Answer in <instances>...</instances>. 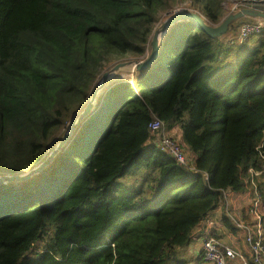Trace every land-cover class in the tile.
Returning <instances> with one entry per match:
<instances>
[{
    "label": "trees",
    "instance_id": "16d2710c",
    "mask_svg": "<svg viewBox=\"0 0 264 264\" xmlns=\"http://www.w3.org/2000/svg\"><path fill=\"white\" fill-rule=\"evenodd\" d=\"M175 1L0 0V175L42 163L100 75L148 57ZM185 1L207 23L223 21V0ZM223 37L172 25L154 63L107 85L53 162L0 183V264H177L226 193L246 192L263 163L264 30L244 43ZM154 117L180 128L172 137L192 166L152 144ZM244 217L256 230L257 218ZM222 221L239 228L229 214Z\"/></svg>",
    "mask_w": 264,
    "mask_h": 264
},
{
    "label": "built area",
    "instance_id": "2783aa9c",
    "mask_svg": "<svg viewBox=\"0 0 264 264\" xmlns=\"http://www.w3.org/2000/svg\"><path fill=\"white\" fill-rule=\"evenodd\" d=\"M244 8L253 9L257 11L264 12V0H238L233 4V13H237ZM240 23L237 28V32L234 35H230L226 40L230 42H246L251 36L258 35L264 30V20L263 19H251L246 18ZM166 123L161 119L154 117L153 121L149 125V131L153 138L157 139V149L162 153H165L175 159L179 164L188 166L193 165V159L189 160L187 154L184 152L181 145L175 141L166 132ZM264 148L261 145L259 149ZM261 158L263 163L261 168L249 170V182L255 186V179L257 177H264V152L261 151ZM262 202L261 195L255 189V199L253 201V212L258 220L257 229L246 225L244 222H240L242 228L245 230L246 236L245 241L249 247L251 257L254 264H264V234L262 227V219L258 214V209ZM221 244L219 241L209 234L203 240L202 244V257L204 261L211 264H232L233 260L240 258L243 264H251L242 254L235 251L232 248L221 249ZM224 247V246H223Z\"/></svg>",
    "mask_w": 264,
    "mask_h": 264
},
{
    "label": "water",
    "instance_id": "95a60500",
    "mask_svg": "<svg viewBox=\"0 0 264 264\" xmlns=\"http://www.w3.org/2000/svg\"><path fill=\"white\" fill-rule=\"evenodd\" d=\"M245 18L264 20V12L244 8L237 13H232L226 16L225 19L218 25L207 23L206 19L202 15L196 12L178 11L176 13H173L168 19H166L161 24V26L158 29L154 31L150 44L151 51L146 59L136 62H132V61L120 62L113 67L112 72H116L122 68L132 65H134L137 70H142L152 65L159 55L160 43L163 35L172 25L178 22H187V21L191 22L195 26L200 28L202 31H204L209 37L220 38L225 36L230 31L232 24ZM108 77H109L108 72L103 75V83L100 84L99 87L93 91L88 103L79 113L78 117L72 122L68 132L64 134L60 142L57 144L56 149L42 163H40L32 170L25 173L0 175V183L8 184V183L28 181L32 176L42 172L51 162H53L55 156L70 140L72 135L75 133L76 129L87 117L91 115V113L95 109L98 98L100 96L99 91L103 89L104 85L108 80Z\"/></svg>",
    "mask_w": 264,
    "mask_h": 264
},
{
    "label": "crops",
    "instance_id": "0c3cea01",
    "mask_svg": "<svg viewBox=\"0 0 264 264\" xmlns=\"http://www.w3.org/2000/svg\"><path fill=\"white\" fill-rule=\"evenodd\" d=\"M228 37L229 34L226 36V38ZM260 188L262 192L260 191ZM255 189L261 195L262 198V202L258 209V214L260 216L261 214H264V177H257L255 179V186H253L250 183V186L246 192L236 193V194H234L235 192H227L224 204L219 206L216 210L212 211L208 215V217L197 228L194 237L200 236L201 233L204 232V238H205L212 232L216 231L220 236L219 243L221 245H223L226 248L234 249L235 251L244 255V258L250 257L251 256L250 250L245 241L246 233L245 230L242 228L240 222L245 223L244 212H247L248 210L250 212V216L252 214L253 216H255L253 212V203H252V201H254L255 199V198L253 199V197H255ZM230 211L232 214L230 213ZM226 214L230 215V217L235 221V223L238 225L239 228H236L234 230L233 227H229L228 225L226 226V224L222 221V217ZM263 218L264 217L261 216V219ZM262 227L264 229V220H262ZM228 232H230V234H228ZM191 243L189 244L191 246L189 251L190 254L194 257L193 262L195 264H202L204 262V260L202 259L203 242L198 246H194ZM177 264H188V262L184 259H181L178 254ZM204 264H211V263L207 262Z\"/></svg>",
    "mask_w": 264,
    "mask_h": 264
},
{
    "label": "rangeland",
    "instance_id": "374dc122",
    "mask_svg": "<svg viewBox=\"0 0 264 264\" xmlns=\"http://www.w3.org/2000/svg\"><path fill=\"white\" fill-rule=\"evenodd\" d=\"M180 0H176L175 1V3H173V10L172 11H169L168 13H169V15L163 20V21H161V22H159L158 24H157V26H156V28H155V30L156 29H158L160 26H161V24L166 20V19H168L173 13H176V12H178V11H190V12H196V13H198L197 11H194L193 9H191L190 7H189V2H179ZM236 1H238V0H223V3H222V7H223V20L225 19V17L226 16H228V15H230V14H232L233 13V4H234V2H236ZM244 20H247L246 18L245 19H242V20H240V21H238V22H236L237 23V25H236V32H237V28L239 27V25H240V23L241 22H243ZM229 34V36L230 35H234L235 34V32H228L227 34H226V36ZM226 36H224L225 37V39H226ZM223 37V38H224ZM126 61H128V60H124V61H121V62H126ZM130 61V60H129ZM116 64H118V63H116ZM116 64H111L110 66H109V68H107L101 75H100V77H99V84H98V86L96 87V89L99 87V85L100 84H102L103 83V75L105 74V73H109V77H108V80H107V82H106V84L104 85V87H103V89H101L100 91H99V95L101 96V94L103 93V91L105 90V88H106V86L107 85H109L110 83H113V82H115V81H118V80H125V81H129L130 79H132V77H133V74H134V72L135 71H137V69L135 68V66L134 65H132V66H128V67H125V68H122V69H120V70H118V71H116V72H112V69H113V67L116 65ZM167 127V126H166ZM69 128H70V126L68 127V130H69ZM68 131H66L65 133H67ZM166 132H167V134L168 135H170L171 137L173 136L175 139H179V137H180V135H181V130H180V128L179 127H176V128H174V129H170V131L169 130H167L166 129ZM63 136H64V134H63ZM62 136V137H63ZM172 137V138H173ZM173 138V139H174ZM62 139V138H61ZM174 139V140H175ZM176 141V140H175ZM157 139L156 138H153L152 139V144L154 145V146H156L157 145ZM57 146V145H56ZM56 146L55 147H53V149L52 150H50L49 151V153L47 154L48 156L56 149ZM182 148H183V150H184V152L187 154V157L189 158V160H191V159H193V154H192V152L191 151H189L187 148H185L184 146H181ZM157 148H158V146H157ZM47 156V157H48ZM249 180V179H248ZM18 183H20V182H15V185H17ZM234 194H236V193H234ZM232 198V197H231ZM230 198V199H231ZM252 203H253V201H252ZM230 213H231V211H230ZM232 214V213H231ZM261 216H263L264 217V214H261ZM236 219V218H235ZM262 220H264V218L262 219ZM264 230V229H263ZM264 232V231H263ZM211 233V232H210ZM228 234H230V232H228ZM264 234V233H263ZM205 238H204V232H202L201 233V235L200 236H197V237H194L193 238V240H192V245H194V246H198L199 244H201L202 242H203V240H204ZM223 246V245H222ZM190 245H188V246H185V247H182V248H180L179 249V257L181 258V259H184V260H186L187 262H188V264H195L194 262H193V256L190 254ZM204 263H207L206 261H204L202 264H204Z\"/></svg>",
    "mask_w": 264,
    "mask_h": 264
}]
</instances>
